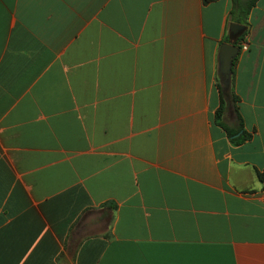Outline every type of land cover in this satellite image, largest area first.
Instances as JSON below:
<instances>
[{
  "label": "crops",
  "instance_id": "obj_1",
  "mask_svg": "<svg viewBox=\"0 0 264 264\" xmlns=\"http://www.w3.org/2000/svg\"><path fill=\"white\" fill-rule=\"evenodd\" d=\"M230 7L0 0V264H264V0L239 144L214 121Z\"/></svg>",
  "mask_w": 264,
  "mask_h": 264
},
{
  "label": "trees",
  "instance_id": "obj_2",
  "mask_svg": "<svg viewBox=\"0 0 264 264\" xmlns=\"http://www.w3.org/2000/svg\"><path fill=\"white\" fill-rule=\"evenodd\" d=\"M210 1L213 0H201L202 3H207ZM255 2L256 0H231V7L228 11V22L238 23L242 26V29L232 36H229L228 31L226 29L223 42H231L238 48V52L232 59L229 87L225 91H221L220 85L218 83L217 73L215 79V87L218 93V104L214 111V121L218 126H220L224 130L229 141L233 144H239L250 137V134L244 131V129L242 128V120L237 111L236 102L238 98L233 92L232 68L239 53V43L244 39V36L247 33L248 11L254 5ZM227 112L230 113L231 118L235 122L233 128L228 127L223 121V118L226 116Z\"/></svg>",
  "mask_w": 264,
  "mask_h": 264
},
{
  "label": "water",
  "instance_id": "obj_3",
  "mask_svg": "<svg viewBox=\"0 0 264 264\" xmlns=\"http://www.w3.org/2000/svg\"><path fill=\"white\" fill-rule=\"evenodd\" d=\"M241 29L242 26L238 23L230 22L228 24L229 36L235 35ZM237 52L238 48L231 42H221L218 46L216 73L221 91H225L229 87L231 63Z\"/></svg>",
  "mask_w": 264,
  "mask_h": 264
},
{
  "label": "built area",
  "instance_id": "obj_4",
  "mask_svg": "<svg viewBox=\"0 0 264 264\" xmlns=\"http://www.w3.org/2000/svg\"><path fill=\"white\" fill-rule=\"evenodd\" d=\"M242 48L244 49V48H245V46L243 45V46H242Z\"/></svg>",
  "mask_w": 264,
  "mask_h": 264
}]
</instances>
